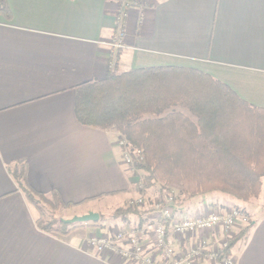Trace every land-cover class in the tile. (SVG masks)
Segmentation results:
<instances>
[{"label":"crops","instance_id":"0c3cea01","mask_svg":"<svg viewBox=\"0 0 264 264\" xmlns=\"http://www.w3.org/2000/svg\"><path fill=\"white\" fill-rule=\"evenodd\" d=\"M117 37L118 48L112 45ZM115 54L119 73L196 69L264 110V0H5L0 11V264H133L98 256L85 246L92 236L146 229V210L160 198L153 187L138 191L143 174L123 164L117 132L83 127L74 116L75 88L103 79ZM16 167L25 170L24 186L43 195L57 193L63 203L79 204L70 208H82L83 215L141 197L143 218L87 224L64 236L45 233L11 174ZM220 200L185 203L182 216L227 201ZM234 206L251 220L246 237L229 252L234 264H264V209Z\"/></svg>","mask_w":264,"mask_h":264},{"label":"trees","instance_id":"16d2710c","mask_svg":"<svg viewBox=\"0 0 264 264\" xmlns=\"http://www.w3.org/2000/svg\"><path fill=\"white\" fill-rule=\"evenodd\" d=\"M131 1V0H129ZM5 0H0V11ZM122 7L119 18H123ZM113 67L101 80L75 88L74 116L83 127L115 131L119 140L141 153L133 168L143 174L145 189L156 187L160 199L176 190L173 205L209 193L236 201L264 200V110L247 105L226 85L192 68L153 67L119 73ZM11 174L37 213L36 226L61 236L85 225H64L54 211L63 203L57 193L43 195L23 185L25 170ZM132 202L108 219L141 220ZM107 219L100 217V222ZM98 223L90 224L97 225ZM166 237H170L167 224ZM248 227L229 241V252L246 237ZM228 252V251H227Z\"/></svg>","mask_w":264,"mask_h":264},{"label":"built area","instance_id":"2783aa9c","mask_svg":"<svg viewBox=\"0 0 264 264\" xmlns=\"http://www.w3.org/2000/svg\"><path fill=\"white\" fill-rule=\"evenodd\" d=\"M118 40L117 37L112 44L116 48L120 45ZM117 145L123 150V164L134 167L142 163L141 153L131 149L125 140H119ZM137 188L139 192L145 189L144 180ZM172 195L151 202L146 210L149 221L146 229L116 230L111 235L92 236L85 242L86 248L98 256L114 255L133 264H234L229 241L235 236V229L250 225L249 216L240 209L211 207L185 217L174 207L175 195ZM133 204L138 208L146 206L141 197Z\"/></svg>","mask_w":264,"mask_h":264},{"label":"rangeland","instance_id":"374dc122","mask_svg":"<svg viewBox=\"0 0 264 264\" xmlns=\"http://www.w3.org/2000/svg\"><path fill=\"white\" fill-rule=\"evenodd\" d=\"M158 188H157V186L156 187H154V191L152 190V192L154 193V194H158L159 195V193H158ZM139 191V190H138ZM167 194H170L171 196H173L172 194H174L175 196L177 195V191L176 190H174V189H172V190H168V191H166L165 193H164V195H167ZM163 195V196H164ZM216 196H222V197H217L216 198ZM216 198V199H215ZM201 199H206L207 201H209V202H211L212 201V203H214V202H220L221 200L220 199H224V200H227L226 201V203L225 204H230L229 202H231V204L230 205H225V204H209V207L208 208H211V207H213V208H221V209H231V208H235V209H238V207H236V206H234V204L235 205H244V206H246V207H248L249 209H253L254 211H258V212H260L262 209H264V200H262V198H259V199H251V200H249V201H247V202H240V201H236V200H234V199H232V198H230V197H228V196H225V195H222V194H220V193H216V192H214V193H209V194H204V195H202V196H199V197H196V198H194V199H191V200H188V201H186L185 203H189L190 201L191 202H199V200H201ZM215 199V200H214ZM192 200H194V201H192ZM196 200V201H195ZM184 203V204H185ZM112 204H114V201L112 202ZM193 204V203H192ZM186 205V204H185ZM192 206V205H191ZM113 207V206H112ZM192 208H195V205L194 206H192ZM192 208H190V209H192ZM115 209H117V208H111V209H101L100 210V212H95V213H98L99 215H100V217L102 216V217H104V218H106L107 220L106 221H104V222H107V221H112L111 219H108L109 217H110V215L114 212V210ZM83 209L82 208H80V209H76V207L75 208H68V209H59V210H56V211H54V216L56 217V218H59V219H70L71 217H74V216H81V215H83L82 214V211ZM203 211V210H202ZM201 211V212H202ZM244 211V210H243ZM201 212H199V213H201ZM197 214V213H196ZM99 222V221H98ZM97 222V223H98ZM100 223H102V222H100ZM91 224V223H90ZM90 224H88V225H90ZM238 234V233H237ZM236 234V235H237ZM243 239H241L240 241H242Z\"/></svg>","mask_w":264,"mask_h":264},{"label":"water","instance_id":"95a60500","mask_svg":"<svg viewBox=\"0 0 264 264\" xmlns=\"http://www.w3.org/2000/svg\"><path fill=\"white\" fill-rule=\"evenodd\" d=\"M100 220V215L95 212H87L81 216H74L70 219H61V223L64 225H87L94 224Z\"/></svg>","mask_w":264,"mask_h":264}]
</instances>
